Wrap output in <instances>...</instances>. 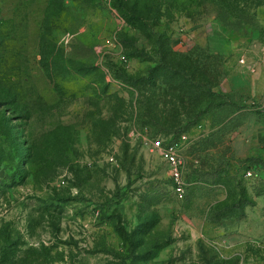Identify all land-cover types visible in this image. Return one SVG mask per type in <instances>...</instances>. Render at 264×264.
I'll list each match as a JSON object with an SVG mask.
<instances>
[{
	"label": "rangeland",
	"instance_id": "1",
	"mask_svg": "<svg viewBox=\"0 0 264 264\" xmlns=\"http://www.w3.org/2000/svg\"><path fill=\"white\" fill-rule=\"evenodd\" d=\"M0 264H264V0H0Z\"/></svg>",
	"mask_w": 264,
	"mask_h": 264
},
{
	"label": "built area",
	"instance_id": "2",
	"mask_svg": "<svg viewBox=\"0 0 264 264\" xmlns=\"http://www.w3.org/2000/svg\"><path fill=\"white\" fill-rule=\"evenodd\" d=\"M245 63V60H242ZM254 69V68H252ZM187 136H158L147 145L151 152H157L169 169L172 189L175 196L184 200L187 196L188 182L186 177L187 162L184 151L187 146ZM252 175V171L248 172Z\"/></svg>",
	"mask_w": 264,
	"mask_h": 264
},
{
	"label": "trees",
	"instance_id": "3",
	"mask_svg": "<svg viewBox=\"0 0 264 264\" xmlns=\"http://www.w3.org/2000/svg\"><path fill=\"white\" fill-rule=\"evenodd\" d=\"M201 53H198L197 51H194V52H192V55H190V56H186L185 57V59L186 60H190L191 62L194 60V59H196V58H199V57H202L201 55H200ZM160 56H161V64H162V69L163 70H168V65H167V61H166V55L165 54H163V53H160ZM204 59V58H203ZM201 63H203L202 61H201ZM170 71V69L168 70V72ZM187 71V70H186ZM186 71H184V72H181V76L183 77V79H186L187 77V72ZM168 72H166V73H168ZM163 73H164V71H163ZM165 74V73H164ZM131 79V78H130ZM192 82V84L194 83L193 81H191ZM166 83V82H165ZM183 90V89H182ZM175 135V136H174ZM174 137H176V134L174 133ZM178 137V136H177Z\"/></svg>",
	"mask_w": 264,
	"mask_h": 264
}]
</instances>
